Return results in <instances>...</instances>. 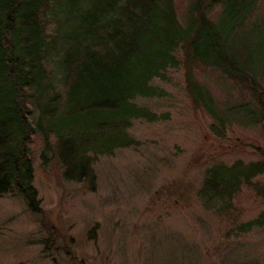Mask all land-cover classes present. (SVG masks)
Masks as SVG:
<instances>
[{"label":"trees","instance_id":"trees-1","mask_svg":"<svg viewBox=\"0 0 264 264\" xmlns=\"http://www.w3.org/2000/svg\"><path fill=\"white\" fill-rule=\"evenodd\" d=\"M257 0H0V197L15 191L37 215L34 157L56 158L66 177L87 179L97 156L137 145L131 121L158 116L134 102L162 96L152 84L182 65L194 107L223 138L233 123L264 122V16ZM220 7L216 20L211 14ZM181 50V60L176 56ZM211 68L229 89L218 103L198 72ZM264 160L219 162L204 172L197 197L230 213ZM92 179L91 177H89ZM264 229V213L241 223Z\"/></svg>","mask_w":264,"mask_h":264},{"label":"rangeland","instance_id":"rangeland-1","mask_svg":"<svg viewBox=\"0 0 264 264\" xmlns=\"http://www.w3.org/2000/svg\"><path fill=\"white\" fill-rule=\"evenodd\" d=\"M255 8L263 17L264 0ZM219 13L216 6L209 15ZM204 70L199 79L225 103L228 87ZM152 84L163 95L134 102L167 117L132 120L128 132L138 144L97 156L92 179H68L58 159L44 162L38 144L30 146L41 213L15 191L0 197V264H264V229L237 230L264 213V200L243 187L222 214L197 197L212 164L264 160V122H234L217 138L188 96L181 64ZM253 182L264 187V174Z\"/></svg>","mask_w":264,"mask_h":264}]
</instances>
